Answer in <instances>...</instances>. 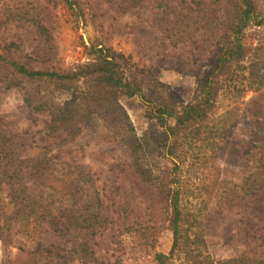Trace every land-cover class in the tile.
Returning <instances> with one entry per match:
<instances>
[{"label": "rangeland", "instance_id": "rangeland-1", "mask_svg": "<svg viewBox=\"0 0 264 264\" xmlns=\"http://www.w3.org/2000/svg\"><path fill=\"white\" fill-rule=\"evenodd\" d=\"M248 1L255 19L239 34L240 55L210 77L205 116L179 125L188 105L206 107L211 61L235 47L222 24L229 0H0V54L15 44L42 61L36 70L78 73L27 88L50 101L42 112L26 105V89L0 81V119L23 160L55 164L44 177L53 189L36 191L42 205L54 202L56 217L7 223L0 264H264V193L245 192L257 165V150L247 151L261 146L256 124L264 121V0ZM100 50L126 58L119 71L144 100L98 84L96 72L83 76ZM74 91L99 92L90 122L70 140L48 135L54 107ZM152 107L174 113L171 131Z\"/></svg>", "mask_w": 264, "mask_h": 264}, {"label": "trees", "instance_id": "trees-1", "mask_svg": "<svg viewBox=\"0 0 264 264\" xmlns=\"http://www.w3.org/2000/svg\"><path fill=\"white\" fill-rule=\"evenodd\" d=\"M65 1L71 7L76 0ZM194 1L198 2L199 0ZM229 1L231 3V9L226 12V18L222 24L227 34L224 33L225 37L228 36L229 33L235 36V47L227 48L225 51L221 50L218 55H216L217 60L211 61L210 66L213 69L211 68L209 73L204 76L205 84L201 86L203 87V94L205 95L201 103H204L206 107H202L199 104L188 105L184 109L183 114L176 117L179 125H184L187 122L205 116V111L207 107L210 106V99L208 96L212 94L211 89L209 90L211 85L210 77L214 75L215 71L223 69L226 62L240 55L239 50H241V45L239 43V34L242 29L246 28L247 25L255 19L253 5L250 1L240 0L242 3H240V5L234 3L233 0ZM263 22L264 19L260 21V24ZM13 49H15L14 51L17 54L14 53ZM7 50V53L0 54V81L5 83L7 89L13 87L22 90L26 89L24 102L35 112H42L47 107H49V109L52 107L50 101L39 100V94L35 95L32 91H28V87H33L35 83H62L63 81H71L78 77V73L74 72L72 68L61 70L57 67H49L46 70H36L35 65L42 64V61L30 55H23L19 52L15 44H11ZM99 52L100 55L96 62L85 67L88 69L97 67L95 69L96 71L94 70L89 74L83 73V76H93L96 72L100 74L99 77L95 79L98 84L117 89L129 98L139 96L144 100L140 88L127 78H124L123 73L119 71L121 68L119 62H122L123 66H126V58L110 51L104 53V50H100ZM37 100L39 101L35 103ZM98 100L99 92L79 93L74 91L72 93V98L66 101L61 108L54 107L47 134H64V140L75 138L82 127L87 126L90 122L92 115L95 113ZM148 105L151 106V103H148ZM152 110L153 118H158L162 121L163 127L167 133L171 131L167 121L175 117L174 113L169 111L166 107H152ZM256 127V136L261 146L258 147L255 145L247 151V154H250V152H252L250 150H257L251 154V156L256 157L255 164L257 165L254 167L252 175L246 180L247 187L245 192L252 199L264 193V121L257 122ZM4 128V123L0 119V222L3 220V223H5V225L0 228V231L8 229L9 226L6 225L7 223L16 221L19 223H29L30 220H38L46 223H56L54 202L49 201L45 205H42L41 197L36 191L38 187L53 189V187L44 184V177H51L53 175L55 172V164L51 163L45 157L24 161L21 155L22 143L15 142V137L9 135L7 129L5 130ZM71 174H73V171ZM81 175L82 173L79 172V179L76 181L78 183L76 188L78 189L83 187L86 180V178H82ZM70 183V180H67V184L69 185ZM2 187H4L5 190H2ZM52 194L53 192L48 193L50 196H52ZM5 201H8V205L12 210L10 214L4 213L6 208L4 205ZM175 205V217L172 224L176 233L179 213L177 204ZM262 212H264V209Z\"/></svg>", "mask_w": 264, "mask_h": 264}, {"label": "built area", "instance_id": "built-area-1", "mask_svg": "<svg viewBox=\"0 0 264 264\" xmlns=\"http://www.w3.org/2000/svg\"><path fill=\"white\" fill-rule=\"evenodd\" d=\"M135 264H143L142 262H138V263H135Z\"/></svg>", "mask_w": 264, "mask_h": 264}]
</instances>
